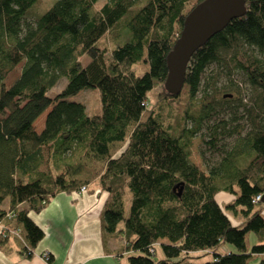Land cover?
<instances>
[{"label": "trees", "instance_id": "16d2710c", "mask_svg": "<svg viewBox=\"0 0 264 264\" xmlns=\"http://www.w3.org/2000/svg\"><path fill=\"white\" fill-rule=\"evenodd\" d=\"M40 1L0 0V246L19 229L30 257L43 232L28 213L98 180L107 192L102 228L124 238L128 264H248L264 254V0H245L244 15L193 52L178 94L163 85L166 55L202 0H53L22 33L20 22ZM84 54L91 58L85 66ZM141 60L149 67L137 75ZM212 65L217 71L206 74ZM235 73L249 85L248 130L212 125L211 147L220 134L237 138L205 172L189 159L192 138L216 96L230 100L219 81ZM62 76L65 87L50 96ZM90 86L99 89L100 114L68 100ZM156 86L162 89L149 106ZM219 191L234 198L221 206ZM249 232L256 237L250 246Z\"/></svg>", "mask_w": 264, "mask_h": 264}, {"label": "crops", "instance_id": "0c3cea01", "mask_svg": "<svg viewBox=\"0 0 264 264\" xmlns=\"http://www.w3.org/2000/svg\"><path fill=\"white\" fill-rule=\"evenodd\" d=\"M38 119H41L42 127L43 117ZM106 198L107 192L100 188L98 180L87 185L85 192L57 193L40 212L28 213L43 232L32 255L26 257L22 251L23 239L9 232L0 246V264H128L129 252L122 250L124 238L102 228L101 212ZM233 198L226 191L215 195L221 206ZM1 207H8L7 199ZM234 219L235 223L239 220ZM117 228H121L119 224ZM3 232L4 227L0 224V234ZM246 237L251 239V236ZM250 242H254L253 238ZM224 249L230 248L224 246ZM262 259L264 254L252 255L248 264H260Z\"/></svg>", "mask_w": 264, "mask_h": 264}, {"label": "rangeland", "instance_id": "374dc122", "mask_svg": "<svg viewBox=\"0 0 264 264\" xmlns=\"http://www.w3.org/2000/svg\"><path fill=\"white\" fill-rule=\"evenodd\" d=\"M53 0H41L37 5L32 7L29 10V13L22 19L20 22V28L22 33L24 32L26 24H32L36 21L37 17L43 13L47 7L50 6ZM124 19V18H123ZM125 30L129 32L128 28L125 27ZM129 34V33H128ZM104 37H101L99 43H103ZM112 41L107 39V45L111 46ZM90 57L88 55H83L81 57L82 65H87L90 61ZM20 64L14 68V70L9 74L7 77V86L11 85L19 76V68ZM149 65L147 62L138 61L133 65V69L137 75H142L147 69ZM214 73L217 71L215 65L210 66L206 70V74ZM234 80H220L219 84H224L226 86L225 90L222 91L227 94L228 102H224L221 98L216 96L215 100H213L216 109L210 114V117L206 119L198 131V133L192 138V145H191V153L189 155V159L194 162L200 169L207 172L208 165H211L219 160L221 157V149L229 148L235 139L237 138V134L233 133L232 135H223L220 134L218 136V140L215 141V147H211L206 141L210 139V128L212 125H215L217 122L224 121L227 123V128H230L234 125H240L243 127V131L241 135H243L247 130V119H246V111L245 109L248 108V93H249V85L248 81L244 80V77L239 73H235L233 75ZM67 78L65 76L60 77V79L54 84V86L49 90L48 94L50 96H54L58 92H60L66 85ZM162 89V86H156L154 89L149 92V106L154 104V96L159 90ZM230 94V95H229ZM68 100L78 101L85 105L86 111L89 115L100 114L101 113V101H100V92L97 87H86L80 90L77 94L68 97ZM40 118V117H39ZM187 124H190L187 121ZM41 127V119H37L35 122V128L39 129ZM155 133L158 131L157 127L155 126ZM151 143L148 144V149L150 148ZM219 149V150H218ZM151 150V149H149ZM148 150L146 155V159L148 162L153 160L154 155L151 151ZM125 214L128 213L129 210V192L126 190L125 193ZM235 222V220H234ZM119 226L122 227L123 223H119ZM248 236H251V239L246 237V243L250 240H254V242H250V245L256 243V237L253 232H249ZM226 247L229 246L230 249H233L231 245H225ZM227 250V249H226ZM156 256L158 257L160 254L159 248H156ZM211 256L209 254L201 256L198 261H205L209 260Z\"/></svg>", "mask_w": 264, "mask_h": 264}, {"label": "water", "instance_id": "95a60500", "mask_svg": "<svg viewBox=\"0 0 264 264\" xmlns=\"http://www.w3.org/2000/svg\"><path fill=\"white\" fill-rule=\"evenodd\" d=\"M245 11V0H202L194 5L185 15L180 33L166 55L164 88L178 94L193 52Z\"/></svg>", "mask_w": 264, "mask_h": 264}, {"label": "built area", "instance_id": "2783aa9c", "mask_svg": "<svg viewBox=\"0 0 264 264\" xmlns=\"http://www.w3.org/2000/svg\"><path fill=\"white\" fill-rule=\"evenodd\" d=\"M86 191V186L82 185L79 189L75 190V192L80 193V192H85ZM261 199V195H257L255 200ZM9 232L17 236L18 238H21L20 236V231L19 229H11Z\"/></svg>", "mask_w": 264, "mask_h": 264}]
</instances>
